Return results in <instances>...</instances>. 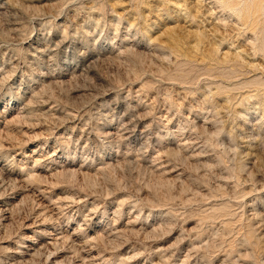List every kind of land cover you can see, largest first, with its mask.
I'll return each mask as SVG.
<instances>
[{"label": "rangeland", "instance_id": "374dc122", "mask_svg": "<svg viewBox=\"0 0 264 264\" xmlns=\"http://www.w3.org/2000/svg\"><path fill=\"white\" fill-rule=\"evenodd\" d=\"M2 1L0 264H264V0Z\"/></svg>", "mask_w": 264, "mask_h": 264}, {"label": "bare ground", "instance_id": "6f19581e", "mask_svg": "<svg viewBox=\"0 0 264 264\" xmlns=\"http://www.w3.org/2000/svg\"><path fill=\"white\" fill-rule=\"evenodd\" d=\"M258 3H259V2H258ZM4 4H5V3H4L2 0H0V10L3 9V5H4ZM127 134H129V133H127ZM59 239H60V238H57V236H56V237L53 238V241H56V243H57ZM50 243H52V242H50ZM25 247H27L28 250L31 251V252H32V250L35 249V247H33V246H25ZM32 254H33V253H32ZM32 254H31V255H32Z\"/></svg>", "mask_w": 264, "mask_h": 264}]
</instances>
